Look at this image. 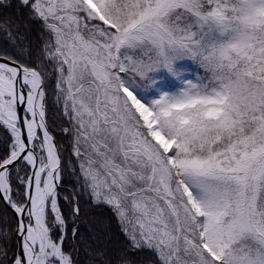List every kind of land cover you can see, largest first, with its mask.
I'll return each mask as SVG.
<instances>
[{
	"label": "snow or ice",
	"instance_id": "snow-or-ice-1",
	"mask_svg": "<svg viewBox=\"0 0 264 264\" xmlns=\"http://www.w3.org/2000/svg\"><path fill=\"white\" fill-rule=\"evenodd\" d=\"M0 264H264V0H0Z\"/></svg>",
	"mask_w": 264,
	"mask_h": 264
}]
</instances>
